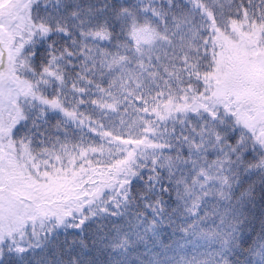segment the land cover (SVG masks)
I'll list each match as a JSON object with an SVG mask.
<instances>
[{"label":"snow or ice","instance_id":"snow-or-ice-1","mask_svg":"<svg viewBox=\"0 0 264 264\" xmlns=\"http://www.w3.org/2000/svg\"><path fill=\"white\" fill-rule=\"evenodd\" d=\"M0 264H264V0H0Z\"/></svg>","mask_w":264,"mask_h":264}]
</instances>
